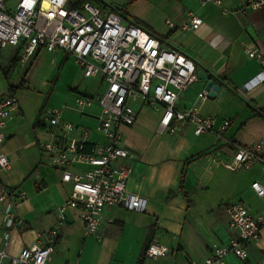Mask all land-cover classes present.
I'll list each match as a JSON object with an SVG mask.
<instances>
[{
    "label": "crops",
    "instance_id": "0c3cea01",
    "mask_svg": "<svg viewBox=\"0 0 264 264\" xmlns=\"http://www.w3.org/2000/svg\"><path fill=\"white\" fill-rule=\"evenodd\" d=\"M222 1L224 8L230 11L228 14H223L221 8L213 4L201 6L195 0H133L120 14L124 20L151 31L167 48L191 58L197 72L203 71L219 86L215 98L198 103L197 96L203 91L204 82L197 78L179 95L175 108L184 110L196 105L202 115L216 116L215 126L223 120L229 121V126L220 136L214 133L196 136L191 125L180 126L172 135L160 134L157 125L161 109L147 105L136 107L135 125L122 126L120 132L121 144L134 154L125 190L145 201L144 210L106 208L94 236L85 234L78 209L67 210L47 264H189L201 261L207 257L212 243L227 245L232 236L225 211L228 204L239 202L252 215L263 208L264 202L250 186L254 182L264 185V164L255 163L248 170L229 171L221 163L231 160L237 146L262 142L264 153V133H257V124L264 132V84L245 88L261 71L262 64L247 58L243 52L245 45H251L264 56V6L242 15L240 9L248 0ZM96 5L106 10L123 6ZM189 11L202 20L201 26L193 31L180 28ZM43 52L50 53L38 49L30 60H36ZM55 52L59 54L55 63L58 71L49 82L51 87L44 101L45 108L39 98L32 116L26 118L19 100L5 129L0 150L10 161L9 168L0 173L1 183L22 194L15 200L14 212L22 219L24 227L13 228L7 241L2 240L0 214V251L11 257L35 244L36 232L54 225L56 208L71 190L70 184L60 181V174L50 166L40 149V144L47 139L44 112L50 108L60 109L63 122L90 129L89 142H103L95 132L99 107L95 104L78 107L74 102L76 97L99 94L101 88L94 94L88 93V81L97 78V86L102 87L100 77L85 78L78 68L81 75L78 83L82 85L79 90L78 86L70 88L71 104L64 102L48 107L67 61L72 59L62 51ZM221 91L224 94L219 96ZM12 94L15 93L7 88L6 93H0V99ZM142 108L155 111L149 127L137 122ZM120 164L122 161L117 162ZM152 240L171 249L172 254L164 258H144V248ZM246 249L245 260L228 255L224 263L260 264L264 258V229L259 239L249 242Z\"/></svg>",
    "mask_w": 264,
    "mask_h": 264
},
{
    "label": "built area",
    "instance_id": "2783aa9c",
    "mask_svg": "<svg viewBox=\"0 0 264 264\" xmlns=\"http://www.w3.org/2000/svg\"><path fill=\"white\" fill-rule=\"evenodd\" d=\"M201 6L213 4L228 11L222 0H195ZM264 6V0H248L241 9L256 11ZM234 14V12H231ZM202 24L201 18L189 11L180 24L182 30L193 31ZM168 27L174 29L171 23ZM11 46L18 50V61L24 64L38 49L47 52L62 51L72 57L83 77H100L102 91L92 97H76L75 105L95 104L100 113L95 132L103 142L88 141L90 129L74 126L61 120V110L50 108L43 114L47 126V139L40 144L48 163L60 174V181L70 184L67 199L56 208L54 225L36 232V243L11 257L0 251V264H47L60 229L65 223L67 210H79L85 234L94 236L100 225L102 212L109 207H123L142 212L145 201L127 193L126 180L131 173L134 154L121 144L122 126L136 122L139 105L161 109L157 125L158 133L174 134L182 125H191L196 136L214 133L220 136L229 126L223 120L217 126L216 116L202 115L195 105L177 110L179 95L197 80L194 61L172 48L145 28L124 18L114 10H106L89 1L78 0H18L14 10L0 0V48ZM247 58L262 64L261 71L245 88L264 84V56L262 52L245 45ZM207 98L201 91L197 102ZM19 99L15 94L0 99V150L5 139V129L17 109ZM262 142L237 146L231 160L221 163L229 171L248 170L255 163L264 164ZM118 161L122 164L117 165ZM10 161L0 151V173L7 170ZM254 194L264 202V185L254 182L250 186ZM20 191L8 189L0 181V214L2 216V240L7 241L13 228L24 227L22 219L14 212L15 200ZM232 232L227 245L212 243L206 258L189 264H225L228 255L243 261L246 246L257 241L264 229V206L255 215L249 214L239 202L225 208ZM172 250L150 241L143 257L157 259L172 254Z\"/></svg>",
    "mask_w": 264,
    "mask_h": 264
},
{
    "label": "rangeland",
    "instance_id": "374dc122",
    "mask_svg": "<svg viewBox=\"0 0 264 264\" xmlns=\"http://www.w3.org/2000/svg\"><path fill=\"white\" fill-rule=\"evenodd\" d=\"M17 1L18 0H5L7 9L13 11ZM104 1V6H120L126 2V0ZM16 51L17 48L11 46L0 48V93H6L7 88L12 92L10 87H17L15 95L21 101L25 117L30 118L37 108L39 98L42 100L44 108L46 106L44 105V101L51 87L49 86V82H51L52 77L56 75L58 71V64L55 66V63L59 54L55 51L50 53L43 52L36 60L29 59L24 64H20L18 58L15 56ZM61 71L62 69L59 72ZM67 76H69V79ZM78 82H81L79 69L75 65L73 59H69L55 87V92L48 107L60 106L64 102L71 104L69 94H71L72 91L69 90L77 86L78 90L81 89L82 84L80 85ZM88 84V93L94 94L95 91L99 92L100 88L101 91L103 89V87L97 86V78L89 80ZM154 112V110L142 108L137 122L142 126L149 127L154 117ZM252 125L254 126L255 123ZM257 126V133H264L261 126L259 124H257ZM260 264H264V258Z\"/></svg>",
    "mask_w": 264,
    "mask_h": 264
},
{
    "label": "water",
    "instance_id": "95a60500",
    "mask_svg": "<svg viewBox=\"0 0 264 264\" xmlns=\"http://www.w3.org/2000/svg\"><path fill=\"white\" fill-rule=\"evenodd\" d=\"M197 78L204 82L203 91L207 93V98L213 99L217 96L219 86L214 83V81L211 79V77L207 74H205L203 71L197 72ZM224 94V91H221L219 93V96H222Z\"/></svg>",
    "mask_w": 264,
    "mask_h": 264
},
{
    "label": "trees",
    "instance_id": "16d2710c",
    "mask_svg": "<svg viewBox=\"0 0 264 264\" xmlns=\"http://www.w3.org/2000/svg\"><path fill=\"white\" fill-rule=\"evenodd\" d=\"M84 1H89V2H92L93 4H102V5H104V3L101 1V0H78V2H84ZM133 0H126V3L123 5V6H121V7H111V10H117V12L118 13H120V14H123V10H124V8L130 3V2H132ZM136 24V23H135ZM138 25V24H137ZM148 30V29H147ZM148 32H150L153 36H155L156 38H158L155 34H153L151 31H149L148 30ZM159 39V38H158ZM11 88V90H12V92L13 93H15L16 92V88L17 87H10ZM148 244V243H147Z\"/></svg>",
    "mask_w": 264,
    "mask_h": 264
}]
</instances>
